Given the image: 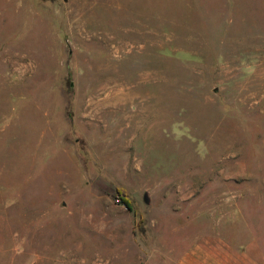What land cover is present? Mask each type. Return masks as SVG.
Listing matches in <instances>:
<instances>
[{
    "label": "rangeland",
    "instance_id": "1",
    "mask_svg": "<svg viewBox=\"0 0 264 264\" xmlns=\"http://www.w3.org/2000/svg\"><path fill=\"white\" fill-rule=\"evenodd\" d=\"M0 264H264V0H0Z\"/></svg>",
    "mask_w": 264,
    "mask_h": 264
}]
</instances>
